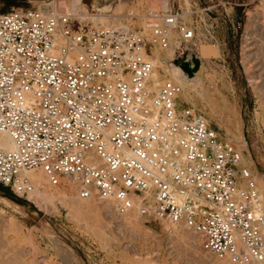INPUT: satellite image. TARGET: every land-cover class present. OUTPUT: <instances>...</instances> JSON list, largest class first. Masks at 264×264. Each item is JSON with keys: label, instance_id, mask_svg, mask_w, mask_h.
Listing matches in <instances>:
<instances>
[{"label": "built area", "instance_id": "2783aa9c", "mask_svg": "<svg viewBox=\"0 0 264 264\" xmlns=\"http://www.w3.org/2000/svg\"><path fill=\"white\" fill-rule=\"evenodd\" d=\"M226 5L240 2L194 7L191 22L171 7L147 9L142 31L74 26L46 9L0 13V132L15 146L0 145V184L30 200V172L41 169L118 214L190 228L220 264H264V194L236 145L177 103L183 87L169 74L185 46L215 36L214 10ZM154 48H173L175 59L157 60Z\"/></svg>", "mask_w": 264, "mask_h": 264}, {"label": "rangeland", "instance_id": "374dc122", "mask_svg": "<svg viewBox=\"0 0 264 264\" xmlns=\"http://www.w3.org/2000/svg\"><path fill=\"white\" fill-rule=\"evenodd\" d=\"M99 1L81 0L84 4L81 6L79 0H59L57 6L67 14L68 11H63L65 6L75 4L74 10L68 9L74 26L91 28L105 26L106 21L97 26L88 15L111 13L117 3L118 16L110 23L130 25L142 31L147 9L171 7L174 11H182L185 19L191 22L195 18L191 14L194 7L215 4V0ZM54 2L0 0V13L12 7L35 8ZM243 3L234 8L226 5V11L223 6L216 7V15L222 17L220 22L226 19L225 27L220 25L214 37L197 38L183 49V52L188 50V57L197 54L201 65L199 81L192 85L194 89L190 90L188 99L183 90L177 103L203 113L223 140L241 147L246 158L242 166L250 167L264 184V0H244ZM133 10L138 15L134 21L128 17ZM234 10L241 17L238 19L240 28H232L227 18V13L232 16ZM154 52L157 60L164 56V51L154 48ZM72 191L60 190L49 202L47 199L39 204L34 199L18 197L0 184V251H4V254L0 252L4 255L0 254V264H13L16 258L15 264H219L195 242L200 237L188 228L171 229L168 223H147L137 211L118 214L112 205L110 209L93 210L91 203L104 202L97 198L85 202L76 189ZM72 193L75 197L71 200ZM4 195L25 204L18 206ZM17 250L21 254L14 253Z\"/></svg>", "mask_w": 264, "mask_h": 264}, {"label": "bare ground", "instance_id": "6f19581e", "mask_svg": "<svg viewBox=\"0 0 264 264\" xmlns=\"http://www.w3.org/2000/svg\"><path fill=\"white\" fill-rule=\"evenodd\" d=\"M99 1V0H98ZM59 2V0H55V2L53 3V4H46V3H42V4H39V5H37L35 8H38V9H42L43 7H46L45 9L46 10H50V11H53V12H58V13H62L61 11L62 10H60L61 9V7L59 8L57 5L59 4L58 3ZM100 2V1H99ZM98 2V3H99ZM96 3V2H95ZM113 3V2H112ZM78 4H81V6L82 5H84L82 2H81V0H79V3ZM100 5V4H99ZM117 5V3L112 7V12L111 13H107V12H104L103 14H100V15H88L91 19H92V21L95 23V25H100V24H103V22H105L106 21V24H104L105 25V27H112V26H116V24L115 23H110L111 22V20H113V22H115V20H114V17H117L118 15V7L116 6ZM157 6V5H156ZM159 6V5H158ZM75 7H77L75 4H73V3H68L66 6H65V10H63V11H68V13H71V12H69V10L68 9H70V10H74V8ZM158 8V7H157ZM77 9V8H76ZM75 9V10H76ZM73 12V11H72ZM75 12V11H74ZM79 12V11H78ZM67 13V14H68ZM84 13V12H83ZM75 14V13H74ZM81 14V13H80ZM71 15V14H70ZM77 15H79V14H77ZM82 15V14H81ZM133 15H136V12L133 10V11H131L130 12V14L128 15V17L132 20V21H134L133 20V18H134V16ZM75 16V15H74ZM83 16H85V14H83ZM138 16V15H137ZM136 16V17H137ZM78 17V16H77ZM74 18H76V17H74ZM79 18V17H78ZM87 18V17H86ZM90 19V20H91ZM84 20H85V18H84ZM87 20V19H86ZM136 20V19H135ZM120 25V24H119ZM121 26H130V25H122L121 24ZM91 28H94V27H91ZM167 59V58H170V59H175L174 58V49L173 48H169V49H167V50H164V56L162 57V59ZM162 59H161V61H162ZM174 61V60H173ZM173 61H172V66H171V69H170V75H171V77H172V79H174L175 81H177L178 83H180L181 85H182V87H183V90H184V93H183V95H184V97H185V99H188V97H189V92H191V91H193V89L194 88H192V85H194V84H196V82H198L199 81V71H197L193 76H190L180 65H178V64H176V63H173ZM162 64H163V62H161ZM162 73L160 72V70H159V68L158 67H156L155 68V70L153 71V74H152V79L154 80V87H157L160 83H161V78H162ZM203 85V84H202ZM191 90V91H190ZM197 90V89H196ZM208 93H206V95H207ZM201 95H202V93H201ZM204 95V94H203ZM194 96V95H193ZM208 96V95H207ZM193 99V98H192ZM188 102V101H187ZM206 106V105H205ZM220 113V112H219ZM223 117V116H222ZM221 119V118H220ZM230 123V122H229ZM226 124V123H225ZM231 124V123H230ZM224 125V124H223ZM221 127V126H220ZM230 128V127H229ZM229 130V129H228ZM232 133V132H231ZM233 135V134H232ZM236 140V139H235ZM0 145L2 146V147H4V148H6V149H13L15 146H14V142H13V140H12V138H11V136L9 135V133H7V132H0ZM240 146V145H239ZM237 147V146H236ZM238 148V147H237ZM238 150L241 152V155H242V159H241V162H240V165L242 166V165H244V163H245V159L246 158H244V156H243V153H242V149H241V147H239L238 148ZM248 158V157H247ZM243 167V166H242ZM243 168H246V167H243ZM251 171L250 172V174H251V176H252V178L256 181V183H257V186H258V189H259V191L262 193V191L264 190V184L262 183V182H260L255 176H254V173H253V170L249 167L248 169H247V171ZM31 173V177H32V179L34 180V182H35V189H34V191L32 192V193H30L29 194V198L32 200V199H34V201L36 200L39 204L40 203H42L43 201H46L47 199V201L49 202V200L50 199H52V198H54L55 196H57V194H58V191H60V190H63V189H71V191L73 190V189H76L77 190V194L79 195V193H78V186H77V184L75 183V182H73V181H68V182H63V183H66V186H64V187H62V186H60V185H53V184H51V182H50V180H49V178L45 175V173L41 170V169H38V170H33V171H31L30 172ZM55 186H57V187H55ZM58 190V191H57ZM73 192V191H72ZM262 194H264V193H262ZM5 196V198L6 199H8L10 202H12V203H14V204H16V205H18V206H20V204L19 203H17V202H15L14 200H12L10 197H8V196H6V195H4ZM74 197H75V195L72 193L71 195H70V198H71V200L72 199H74ZM81 198V197H80ZM94 198H96V197H92V198H86L85 199V202H86V200H89V201H91L92 199H94ZM82 199H84V198H82ZM97 200H102L104 203H102V204H97V203H91L90 205V207H91V209L93 208V210L94 209H98L99 211L100 210H103V209H110L112 206H114V203L112 202V201H110V200H104V199H99V198H97ZM46 201V202H47ZM74 201V200H73ZM45 202V203H46ZM84 202V203H85ZM83 203V202H82ZM81 203V204H82ZM83 203V204H84ZM44 204V203H43ZM80 204V203H79ZM86 204V203H85ZM42 205V204H41ZM74 205L75 206H77V207H80L81 205H76V203H74ZM112 205V206H111ZM165 223H168V222H165ZM171 224V225H170ZM168 225H169V227L171 228V229H177L178 227L179 228H188V227H186V226H184V225H181V224H174V223H168ZM173 226V227H172ZM175 226V227H174ZM188 229H190V228H188ZM191 230V229H190ZM193 231V230H192ZM194 232V231H193ZM197 234V233H196ZM198 235V234H197ZM199 236V235H198ZM200 239V238H199ZM195 242L197 243V244H199V246L201 247V239L198 241V239H195ZM4 243V242H3ZM0 247H2V244H1V246ZM4 247V246H3ZM9 248V247H8ZM12 249V248H11ZM12 250H14V249H12ZM12 250H10V251H12ZM20 250V249H19ZM1 252V251H0ZM4 252V251H3ZM3 252H1V253H3ZM6 252V251H5ZM13 252V251H12ZM20 252V251H19ZM18 252V250L15 252L14 251V253H16V254H21V253H19ZM0 253V254H1ZM13 253V254H14ZM4 254V253H3ZM3 254H1V255H3ZM6 254H8V253H5V255ZM16 254H14L13 256L16 258ZM4 256V255H3ZM12 256V257H13ZM11 257V259L13 260L14 258H12ZM20 257H21V255H20ZM19 257V258H20ZM9 259H10V257H9ZM217 259V258H216ZM11 260V261H12ZM15 260H18L17 258L15 259ZM14 260V261H15ZM19 260H21V259H19ZM218 260V259H217ZM3 261H5V260H3ZM10 261V262H11ZM14 261L12 262L13 264H15L14 263ZM219 261V260H218ZM2 262V261H1ZM8 262V261H7ZM21 261H19V263H20ZM31 262V261H30ZM18 263V262H17ZM8 264H11V263H8ZM21 264H22V262H21ZM31 264V263H30ZM219 264H220V262H219Z\"/></svg>", "mask_w": 264, "mask_h": 264}, {"label": "water", "instance_id": "95a60500", "mask_svg": "<svg viewBox=\"0 0 264 264\" xmlns=\"http://www.w3.org/2000/svg\"><path fill=\"white\" fill-rule=\"evenodd\" d=\"M173 63L180 65L190 76H193L201 65V60L199 56L193 53L190 57H188V50H186L181 57L176 58ZM8 196V195H7ZM15 202L19 204H25L24 201L8 196Z\"/></svg>", "mask_w": 264, "mask_h": 264}, {"label": "crops", "instance_id": "0c3cea01", "mask_svg": "<svg viewBox=\"0 0 264 264\" xmlns=\"http://www.w3.org/2000/svg\"><path fill=\"white\" fill-rule=\"evenodd\" d=\"M239 1V0H238ZM243 1L244 0H242V1H239L240 2V5H243L244 3H243ZM240 8H238V10H239ZM232 16H233V18L234 19H239V18H241L240 16H239V13H237V10L235 11L234 10V14H232ZM225 23H226V19L224 20V22H221V25L223 26V27H225ZM232 28L234 27V25H233V20H232ZM235 30H232V32H234Z\"/></svg>", "mask_w": 264, "mask_h": 264}, {"label": "trees", "instance_id": "16d2710c", "mask_svg": "<svg viewBox=\"0 0 264 264\" xmlns=\"http://www.w3.org/2000/svg\"><path fill=\"white\" fill-rule=\"evenodd\" d=\"M9 195V194H8Z\"/></svg>", "mask_w": 264, "mask_h": 264}]
</instances>
